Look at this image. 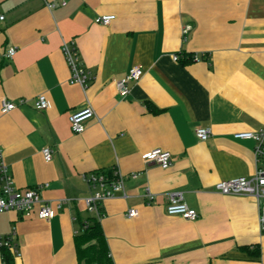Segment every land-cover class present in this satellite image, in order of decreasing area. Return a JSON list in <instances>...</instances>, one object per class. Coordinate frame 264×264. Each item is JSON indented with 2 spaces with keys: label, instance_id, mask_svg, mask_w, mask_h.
I'll list each match as a JSON object with an SVG mask.
<instances>
[{
  "label": "crops",
  "instance_id": "0c3cea01",
  "mask_svg": "<svg viewBox=\"0 0 264 264\" xmlns=\"http://www.w3.org/2000/svg\"><path fill=\"white\" fill-rule=\"evenodd\" d=\"M0 15V56L17 48L0 66L3 162L17 189L39 188L55 213L0 214L13 264H78L74 219L87 216L92 194L84 177L114 170L127 197L102 204L113 264H264L256 200L214 190L256 172L255 144L234 135L264 128V0H0ZM102 15L116 19L99 25ZM63 43L92 74L85 92L70 83ZM135 66L143 76L123 99L116 81ZM39 95L48 110L34 109ZM3 98L27 104L2 114ZM89 107L95 118L74 134L69 117ZM199 127L211 129L207 141L196 138ZM158 149L171 154L170 168L143 164ZM170 193L198 219L168 216Z\"/></svg>",
  "mask_w": 264,
  "mask_h": 264
},
{
  "label": "built area",
  "instance_id": "2783aa9c",
  "mask_svg": "<svg viewBox=\"0 0 264 264\" xmlns=\"http://www.w3.org/2000/svg\"><path fill=\"white\" fill-rule=\"evenodd\" d=\"M66 5L65 1L62 3ZM49 9L55 8L54 4L48 5ZM114 15H102L96 18L95 22L99 25L108 26L114 20ZM4 17L0 15V21ZM190 27L183 30L184 35L188 33ZM62 52L66 63L70 70V83L77 84L85 92L92 80L91 72L82 64L78 51L67 43H63ZM17 53V48L11 47L0 56V66L2 61H10ZM178 61V57H174ZM143 76L141 67H132L128 73L121 79L116 81V89L121 98H127L130 94V86L138 82ZM27 104L24 99L14 103L7 98L1 101V113L6 114L14 111L19 105ZM33 107L35 110L43 112L49 109L50 104L45 95H39L33 99ZM95 118V112L92 108L82 109L75 112L69 117L71 131L80 135L84 133L86 123ZM196 138L200 141H207L212 136V131L208 127H199L195 131ZM235 140L252 141L255 144L254 156L256 161V172L250 177L235 178L228 181H221L216 184L215 192L226 196H248L256 200L259 209V226L264 233V128L257 132H242L234 135ZM44 160L50 162L53 152L49 148L42 151ZM142 162L145 166L156 164L166 170L172 165V156L169 152L163 150H152L142 156ZM262 166V167H261ZM136 178V175H132ZM84 181L88 184L92 194L84 199L85 209L87 213L101 218L100 208L102 204L110 199L127 197L125 191L124 178L116 171H113L112 177L104 172H95L84 177ZM168 204L166 213L168 216H179L187 221H196L198 213L196 210L190 209L184 202L181 194L170 193L167 195ZM154 196L148 191L146 201L149 203ZM65 200L55 202L56 208L61 209ZM5 212H16L22 217L30 218L36 215L41 220H50L55 213L50 206V202L42 199L39 188L17 189L14 186L12 174L9 168L3 162V154L0 150V214ZM138 216L137 210H129L128 218ZM75 220V219H74ZM0 248L15 249L12 244L11 237H0Z\"/></svg>",
  "mask_w": 264,
  "mask_h": 264
},
{
  "label": "trees",
  "instance_id": "16d2710c",
  "mask_svg": "<svg viewBox=\"0 0 264 264\" xmlns=\"http://www.w3.org/2000/svg\"><path fill=\"white\" fill-rule=\"evenodd\" d=\"M192 61L189 57L188 62ZM149 108L152 109L151 106ZM112 177L113 171H103ZM87 213V211H86ZM103 217V209L100 208ZM101 217V218H102ZM101 218L87 213L84 216L76 212L75 221L78 230L74 236L78 264H113L106 238L101 228ZM9 248H2L4 264H13Z\"/></svg>",
  "mask_w": 264,
  "mask_h": 264
}]
</instances>
